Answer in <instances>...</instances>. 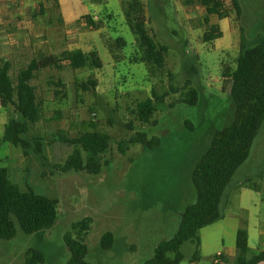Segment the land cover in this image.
<instances>
[{
	"label": "rangeland",
	"instance_id": "374dc122",
	"mask_svg": "<svg viewBox=\"0 0 264 264\" xmlns=\"http://www.w3.org/2000/svg\"><path fill=\"white\" fill-rule=\"evenodd\" d=\"M67 1L77 16L70 24L60 21L56 0H0V66L11 62L14 80L33 58V45L43 39L55 53L97 49L104 61L99 70L74 71L68 64L62 70L47 69L32 81L42 105V120L33 134L54 141L46 162L33 151L25 157L21 148L2 140L6 124L19 115L13 106L0 105V168H6L22 189L59 201L58 219L50 228L27 235L18 226L14 239H0V264H26L30 249L44 254L43 264H68L65 236L87 217L93 220L85 242L90 264H145L157 246L178 231L182 214L197 198L193 171L216 132L233 119L224 72L236 68L242 28L249 38L259 30L264 0H240V17L232 0H223L227 18H211L223 37L213 42H203L208 26L199 0L188 6L182 0ZM85 16L97 17L99 29L89 27ZM136 17L143 18L148 34L169 50L166 66L154 73L141 62L130 27ZM118 39L126 45L119 47ZM89 79L98 82L94 92L77 89V82ZM59 81L64 85L57 86ZM189 81L199 91L197 105L179 102ZM156 96L163 98L152 119L156 123H141L137 104L157 101ZM92 125L112 138L105 156L109 164L102 173H62L54 168L71 152L60 137L75 136ZM137 132L160 138L161 145H137L121 154L119 144ZM222 212L224 219L200 231V260L190 262L195 246L187 242L181 264H216L219 253L233 257L237 226L248 229L253 252L264 249V124L250 157L224 194ZM107 232L115 236L111 250L101 246Z\"/></svg>",
	"mask_w": 264,
	"mask_h": 264
},
{
	"label": "trees",
	"instance_id": "16d2710c",
	"mask_svg": "<svg viewBox=\"0 0 264 264\" xmlns=\"http://www.w3.org/2000/svg\"><path fill=\"white\" fill-rule=\"evenodd\" d=\"M185 5L195 1L182 0ZM238 16L242 15L240 0H232ZM205 9L204 22L208 26L203 42H213L223 37L218 24L211 23L212 17L220 20L227 18L224 13L223 0H199ZM57 7L60 6L56 0ZM129 16V15H128ZM88 26L99 29L93 16H85ZM63 23V18L60 19ZM142 52L141 62L154 73L166 66L168 47L161 45L151 37L144 27L143 18H135L131 23ZM119 47L125 46L122 39L117 40ZM33 58L29 64L21 69L16 80L10 74L11 62L5 61L0 66V105L3 108L13 106L18 118H12L6 124L2 140L21 148L25 157L30 152L36 153L42 161H48V148H54V141H47L39 134H33L36 126L42 120V105L38 100L37 88L32 81L37 75L47 69H64L68 64L70 69L99 70L104 61L98 50L85 52L81 49L63 50L55 53L52 46L43 39L33 45ZM116 57V56H115ZM230 85V95L233 103V119L221 131L216 132L209 147L192 174V181L197 191V198L182 214L178 231L169 240L161 242L155 249L154 257L145 264H181L185 260L183 246L190 242L195 251L190 262L201 258L200 231L222 219V201L224 194L236 172L248 160L255 139L264 124V19L259 30L251 37H247L241 30L240 51L236 68L231 73L224 72ZM57 86H63L59 81ZM77 89L83 92L95 91L98 82L89 79L77 82ZM60 91L56 90L57 96ZM157 101L147 99L137 104V119L143 123L152 122L153 116L163 98ZM181 103L197 105L199 91L189 81L182 90ZM71 149L64 162L54 163L53 166L62 173L85 172L89 175H100L109 163L105 159L111 147V136L90 126L78 132L75 136L62 135L59 139ZM140 145L153 149L161 145L158 137L149 138L144 132H137L128 141L119 144V152L125 155L133 146ZM252 188L253 186H249ZM59 201L31 188L22 189L10 177L6 168H0V239L12 240L18 234V226L23 233L32 235L53 226L58 219ZM93 220L87 217L72 226V231L65 236L66 245L71 257L68 264H90L87 261L88 247L86 237L92 229ZM115 244V236L111 232L103 235L101 246L104 250H111ZM45 263L44 254L36 249L26 252V264ZM264 263V249L253 252L249 245L248 229L242 227L236 235V255L233 264Z\"/></svg>",
	"mask_w": 264,
	"mask_h": 264
},
{
	"label": "crops",
	"instance_id": "0c3cea01",
	"mask_svg": "<svg viewBox=\"0 0 264 264\" xmlns=\"http://www.w3.org/2000/svg\"><path fill=\"white\" fill-rule=\"evenodd\" d=\"M58 1H59L60 6H61V13H62L61 15H62L63 20L68 24L73 23L74 19H76L77 16L74 14L73 9L69 5H66V3H68V1L67 0H58ZM94 50H97V49H94ZM10 177H11V175H10ZM239 229L240 228L238 226L235 228L236 235H237V232ZM249 245H250V235H249ZM235 246H236V244H235ZM231 255H233V257H231L230 254L226 255V254L222 253L221 262L218 264H230L229 263L230 260H232V264H233L234 258L236 255V247H235V251H233ZM260 264H264V263H260Z\"/></svg>",
	"mask_w": 264,
	"mask_h": 264
},
{
	"label": "built area",
	"instance_id": "2783aa9c",
	"mask_svg": "<svg viewBox=\"0 0 264 264\" xmlns=\"http://www.w3.org/2000/svg\"><path fill=\"white\" fill-rule=\"evenodd\" d=\"M95 19H97V17ZM221 258H222V253L217 254L216 257L214 258V262L216 264L220 263L221 262Z\"/></svg>",
	"mask_w": 264,
	"mask_h": 264
}]
</instances>
